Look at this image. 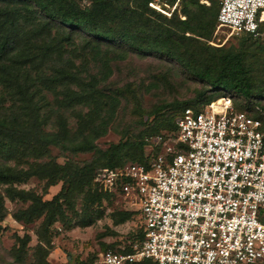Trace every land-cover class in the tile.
Returning a JSON list of instances; mask_svg holds the SVG:
<instances>
[{
  "label": "trees",
  "instance_id": "1",
  "mask_svg": "<svg viewBox=\"0 0 264 264\" xmlns=\"http://www.w3.org/2000/svg\"><path fill=\"white\" fill-rule=\"evenodd\" d=\"M219 1L178 0L166 16L149 7V0H91L85 7L80 0H0V186L6 185L5 194L11 200L27 203L13 212L17 221L29 224L41 219L33 264H48L51 228L55 222L70 224L73 216H79L78 198L82 225L102 216L98 209L92 215L95 203L112 202L113 194L94 186L97 171L144 162V147L149 143L144 135L156 134L160 127L175 130V118L182 109H197L228 94L236 110L264 125V42L243 34L237 46L209 44ZM167 2L172 5L175 0ZM76 37L82 46L68 48ZM129 52L154 53L173 61L204 87L193 100L157 105L147 112L146 116L154 117L146 128L102 149L95 141L114 122L119 106L118 95L106 82L112 75V62L125 59ZM254 62L260 66L254 68ZM89 63L94 71L87 69ZM237 101L241 108L236 107ZM179 104L175 116L158 115ZM139 122L142 125L146 120L140 117ZM151 144L155 156L160 144ZM51 146L72 154L92 152L93 157L81 164L72 159L58 163L50 158ZM34 176L44 180L46 189L59 181L61 188L51 199H43L34 190L14 185ZM5 213L0 191V221ZM111 213L114 224L137 216L136 211L124 208ZM142 238L139 227L135 243ZM16 239L20 244L11 250V264L23 262L30 241L28 234ZM103 247L102 251L115 249L113 244Z\"/></svg>",
  "mask_w": 264,
  "mask_h": 264
},
{
  "label": "built area",
  "instance_id": "2",
  "mask_svg": "<svg viewBox=\"0 0 264 264\" xmlns=\"http://www.w3.org/2000/svg\"><path fill=\"white\" fill-rule=\"evenodd\" d=\"M178 0H149L170 16ZM209 4V0H200ZM217 25L264 42V0H220ZM144 162L101 168L94 186L137 212L143 238L100 264H264V125L228 94L182 109Z\"/></svg>",
  "mask_w": 264,
  "mask_h": 264
},
{
  "label": "rangeland",
  "instance_id": "3",
  "mask_svg": "<svg viewBox=\"0 0 264 264\" xmlns=\"http://www.w3.org/2000/svg\"><path fill=\"white\" fill-rule=\"evenodd\" d=\"M90 4L91 0H80L81 7ZM130 4H133V2H130ZM180 17L184 18L182 15ZM242 39L243 35H233L226 28L219 27L216 22L209 44L213 46H237ZM74 46L77 48L82 46L80 38L76 37L75 42L68 48ZM76 63H78L77 59ZM112 64V75L106 84L108 83V86L118 95L119 106L114 122L105 135L95 141L97 146L102 149L109 147L110 144L116 143L120 139L132 138L140 130L146 128L148 121L154 117V115L146 116L147 112L157 105L175 100L181 103L193 100L204 87L201 82L192 77L190 78L187 74H183L175 62L166 61L154 53L142 56L129 52L125 59L113 61ZM253 66L255 68L260 65L255 63ZM88 68L94 71V67L90 63L87 66ZM47 98L51 99L52 95L47 94ZM180 104L164 109L158 115L161 117L165 114L175 116L180 111ZM235 104L237 108H241V104L238 106L239 101ZM140 117H143L146 123L141 125L139 122ZM69 121L70 125L74 126L72 116H69ZM159 129L160 131L156 134L144 135V138L149 140V143L144 147L145 154L152 151L151 143L157 134L164 136L175 131L166 127H160ZM50 155V158H54L58 163H64L67 159H72L81 164L93 157L92 152L72 154L62 151L57 146H51ZM29 160L32 161V158ZM9 164H14V159H11ZM22 167L26 168L27 165L24 164ZM14 185L17 188L34 190L42 195L43 199H51L61 188V182L59 181L46 189L44 180H40L35 176ZM5 187L6 185L0 186L6 207L5 216L0 221V264H11L13 262L11 250L17 248L20 244L16 236L22 238L25 234H28L30 241L26 245L23 262H14V264H33L34 247L38 242L35 232L41 219L29 224L17 221L13 217V212L19 208H25L27 203H22L17 199L11 200L5 194ZM115 208H125L119 198H113L112 202L104 200L101 205L95 203L91 207L93 210L92 215L94 216L96 214L95 210L98 209L102 211V216L93 223L82 225L80 220L84 217H81L82 206L78 198L75 209L78 211L79 216H73L70 224L63 225L60 222H55L51 228L50 234L52 235L51 242L53 245L45 257L48 264H75L79 260H86L89 263L93 261L91 264H100L99 254L104 249L103 244H113L114 248L119 250L132 247L139 232L138 218L133 216L123 223L114 224L111 212Z\"/></svg>",
  "mask_w": 264,
  "mask_h": 264
}]
</instances>
